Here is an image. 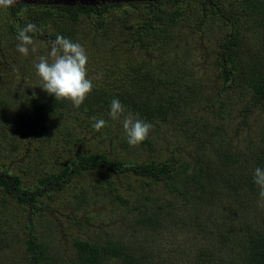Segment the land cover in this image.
<instances>
[{
  "label": "rangeland",
  "instance_id": "obj_1",
  "mask_svg": "<svg viewBox=\"0 0 264 264\" xmlns=\"http://www.w3.org/2000/svg\"><path fill=\"white\" fill-rule=\"evenodd\" d=\"M155 1L114 2L118 5H108L99 17L78 13L71 20L57 8L61 0L16 2L15 14L12 6L0 7V170L16 176L20 188L34 190L38 178L70 166L77 154H100L132 165L166 164L174 158L189 165L188 174L198 164L219 167L221 154L229 152L236 160L230 171L254 178L256 167L264 169V98L252 101L251 90L255 74L264 70V12L237 6L238 0L146 5ZM105 4L113 3L96 1L93 6ZM174 9L180 15L166 25L168 35L142 37L152 10L167 14ZM228 14L221 21L220 15ZM28 23L37 26V32L29 33L36 52L30 46L24 56L17 51V34ZM57 34L85 48L88 78L104 95L152 100L171 94L164 103L169 115L147 120L153 127L145 143L130 146L122 118L113 120L110 108H75L62 99L64 105L52 113L38 111V101L51 95L39 87L34 64L48 54ZM225 52H232L228 63ZM143 69H148L146 75ZM145 83L158 85L142 88ZM177 88L182 93H174ZM93 117L106 126L95 130ZM177 184L131 171L80 170L60 190L38 195L37 209L17 203L0 188V264H31L29 230L42 245L41 264H77L74 241L95 247L116 242L127 250L136 246L147 254L142 264H196L209 251L204 264H240L236 247L229 252L213 239L219 228L264 224L259 187L255 184L254 191L241 197L220 191L208 202L198 189L185 201L170 189ZM144 211L160 214L157 228L137 225ZM96 264L122 263L107 258Z\"/></svg>",
  "mask_w": 264,
  "mask_h": 264
},
{
  "label": "trees",
  "instance_id": "obj_2",
  "mask_svg": "<svg viewBox=\"0 0 264 264\" xmlns=\"http://www.w3.org/2000/svg\"><path fill=\"white\" fill-rule=\"evenodd\" d=\"M161 1L163 0L146 2V5L150 8L151 6H154L152 5L153 3L160 4ZM168 2L173 4L174 0H169ZM90 5L91 4L65 5L60 3L57 5V8L61 11V13L65 12L71 20L73 18L76 19L78 13L82 15L94 14L99 17L101 16V11L108 5L115 7L118 4L113 3L102 6ZM128 5L134 6L135 4L128 3ZM237 6L253 10L260 8L264 12V0H238ZM16 7L17 6L12 5L14 14L16 12ZM46 10L47 8H45L41 14H45L47 12ZM157 11L158 10H152L150 18L144 21L142 37L149 34L153 38H164L166 34L168 35L166 25H172L175 18L180 15V12L176 9L167 14L162 13V11ZM229 15L231 14L224 16L220 15L221 21L229 19ZM33 19L37 24L39 17ZM100 21L101 19L98 20V22ZM131 33L132 36H135V33L132 30ZM35 35L36 37H39V35ZM232 44V42L229 43V45ZM231 53L232 52H225L223 54L225 63L231 61ZM227 70L229 69L224 68V71ZM147 71L148 69H143V74L146 75L148 73ZM255 75L256 80L253 82L254 84L251 85L252 101L260 102L261 98H264V70L259 73L257 72ZM157 85V83L155 85L152 83H145L142 88L154 89ZM164 89L166 91V85L164 86ZM174 93L180 94L182 92L179 88H177ZM126 94H128L127 91ZM146 97L144 99L129 97V100L128 97H118V99L125 106L127 111H130L133 114H138L139 118L145 121L153 118L163 119L169 115V107L164 106V103L166 105L168 99L171 98V94L167 93V98L158 97L157 99L152 98V100L149 96ZM113 99L114 97L104 95L101 89L93 88L92 92L87 96L84 103L80 107H89L88 109L94 108L93 106L110 108V104ZM41 100L42 101H38L39 106L37 109L43 114L49 112L52 113L55 107H62L64 105L62 100L56 101L54 96H47L45 98H41ZM161 100L166 101H163L162 103ZM143 143L145 142L143 141L142 144ZM177 162L179 161L171 158L166 164L148 163L132 165L118 160L112 161L106 156L100 154H77L75 159L70 163V166L64 167L56 174H49L38 178L37 185L32 191L20 188L19 179L16 176L4 174L0 170V188H2L4 192L11 194L17 203L26 205L27 207H35V209H37L35 203H37L36 197L38 195L49 191L60 190L62 185L68 182L72 175L78 173L80 170H92L96 168H104L114 173L131 171L134 174L148 176L158 181L172 179L175 183L178 182V184L176 187H171L170 189L179 194L185 201L192 199V192L195 189H198L200 195H203L205 201L208 202L213 201L216 197H219L220 191H225L228 195L239 193L238 197H241V195H244L249 191L252 192L255 189L253 177L248 176L243 171H230L229 166L236 163L235 156L232 153L223 152L221 154L219 167L212 168L208 164H198L195 169L193 171H189L188 174H186V171L189 165L186 163L179 162V170L175 171V164ZM247 167L248 166L245 163L241 166V168L245 170ZM179 182L184 188L183 191L180 190ZM119 201H122L121 198H119ZM159 224V213L144 211L140 213L137 225L144 230L146 228H148V230H153L157 228ZM217 227L218 226H215L214 230L217 229ZM27 235L26 249L30 253L31 264H41L45 258L42 245L35 242V238L31 236L32 234L30 233V230ZM214 241L218 247L221 249L224 248L229 252H231L233 247H236L239 256L238 262L240 264H264V224L250 223L246 226L239 224L238 227L231 226L229 229L227 228L224 231H221L219 228L213 239V243ZM216 244H211L210 246L213 247V245L215 246ZM73 246L75 248V263L77 264H96L100 260L107 258L118 259L122 264H142V260L147 257V254L143 251H138L136 246H134L133 249L127 250V248L122 247L120 243L116 242H106L101 247H95L91 246L87 242L74 241ZM209 249L210 247H208V250ZM201 255L203 256L204 254ZM202 256L201 258H197L196 264H204L208 256H210V251L209 254L205 255L206 257L203 256L202 258Z\"/></svg>",
  "mask_w": 264,
  "mask_h": 264
},
{
  "label": "clouds",
  "instance_id": "obj_3",
  "mask_svg": "<svg viewBox=\"0 0 264 264\" xmlns=\"http://www.w3.org/2000/svg\"><path fill=\"white\" fill-rule=\"evenodd\" d=\"M16 3V0H0V7L7 8ZM37 26L28 23L18 30L17 51L24 56L30 52L35 53L34 41L29 33L35 32ZM88 55L85 48L78 42L57 34L50 42V51L47 55L38 57L34 64L36 74L41 80V87L47 94L54 96L55 100H68L75 108H79L92 92L94 84L88 78ZM110 117L113 120L122 118V125L130 146H138L148 138L153 125L138 114L127 111L118 98L110 104ZM93 127L99 131L106 126L103 119L92 118ZM254 183L259 187V196L264 201V169L256 167L254 170Z\"/></svg>",
  "mask_w": 264,
  "mask_h": 264
},
{
  "label": "water",
  "instance_id": "obj_4",
  "mask_svg": "<svg viewBox=\"0 0 264 264\" xmlns=\"http://www.w3.org/2000/svg\"><path fill=\"white\" fill-rule=\"evenodd\" d=\"M27 1H33V0H16V2H27ZM65 5H88V3H86V0H61ZM96 1H109V2H133V1H139V0H92V2H90L91 5H93ZM90 5V6H91Z\"/></svg>",
  "mask_w": 264,
  "mask_h": 264
},
{
  "label": "bare ground",
  "instance_id": "obj_5",
  "mask_svg": "<svg viewBox=\"0 0 264 264\" xmlns=\"http://www.w3.org/2000/svg\"><path fill=\"white\" fill-rule=\"evenodd\" d=\"M87 2L86 3H88V4H90V2H92V0H86Z\"/></svg>",
  "mask_w": 264,
  "mask_h": 264
}]
</instances>
